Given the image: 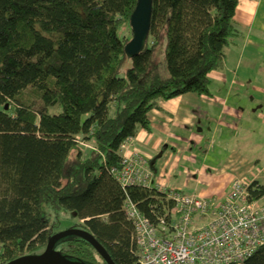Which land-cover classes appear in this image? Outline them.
Here are the masks:
<instances>
[{"label": "trees", "instance_id": "1", "mask_svg": "<svg viewBox=\"0 0 264 264\" xmlns=\"http://www.w3.org/2000/svg\"><path fill=\"white\" fill-rule=\"evenodd\" d=\"M151 1L145 47L129 59L123 29L137 0H0V264L41 253L64 213L114 264H138L123 204L152 221L166 204L119 185L120 145L148 130L158 101L208 95V74L240 35L239 0ZM248 190L264 196L257 181ZM58 243L71 261L106 264L79 237ZM242 264H264V246Z\"/></svg>", "mask_w": 264, "mask_h": 264}, {"label": "crops", "instance_id": "2", "mask_svg": "<svg viewBox=\"0 0 264 264\" xmlns=\"http://www.w3.org/2000/svg\"><path fill=\"white\" fill-rule=\"evenodd\" d=\"M233 24L209 94L158 101L129 147L158 184L221 202L235 177L264 185V0H239Z\"/></svg>", "mask_w": 264, "mask_h": 264}, {"label": "built area", "instance_id": "3", "mask_svg": "<svg viewBox=\"0 0 264 264\" xmlns=\"http://www.w3.org/2000/svg\"><path fill=\"white\" fill-rule=\"evenodd\" d=\"M132 139L120 145L121 164L112 175L123 189L162 193L166 204L155 221L129 198L123 204L138 264H242L264 246V196L250 197L251 182L233 178L222 202L167 188L155 182L143 156L129 152Z\"/></svg>", "mask_w": 264, "mask_h": 264}, {"label": "water", "instance_id": "4", "mask_svg": "<svg viewBox=\"0 0 264 264\" xmlns=\"http://www.w3.org/2000/svg\"><path fill=\"white\" fill-rule=\"evenodd\" d=\"M151 0H137L130 17L131 39L124 46V53L131 59L137 56L145 47L150 26ZM76 236L88 242L106 264H114L105 249L84 230L69 228L52 234L47 240L44 250L39 254L22 256L6 264H87L71 261L54 249L55 244L66 237Z\"/></svg>", "mask_w": 264, "mask_h": 264}, {"label": "rangeland", "instance_id": "5", "mask_svg": "<svg viewBox=\"0 0 264 264\" xmlns=\"http://www.w3.org/2000/svg\"><path fill=\"white\" fill-rule=\"evenodd\" d=\"M123 30L125 32V36L126 37H131V33H130L129 30H126V28L123 29ZM119 33L121 35V30H120ZM155 57H156V62L158 64V66H159V73H160L161 77H163V78L168 77L169 73H168L166 64L163 62L162 46L160 48H157L156 53H155ZM88 148L89 147L86 146L85 149L88 150ZM249 153H250V155L252 154L251 151ZM209 155H210V157H212V152H211V154L209 153ZM256 159H258V158H256ZM220 160H222V158H220ZM263 160H264V158H260L261 164L263 163ZM209 161H210V159H209ZM261 164L258 165L259 168H263L264 167V165H261ZM229 189H230V187H229ZM215 201L216 202H221V201H217V200H215ZM58 222L59 223L56 224L55 228H54V231H56V232H62V231H65V230L71 228L72 227V220L70 219V213L61 214ZM54 248L57 249L56 251L60 250L61 249L60 244L59 243L55 244Z\"/></svg>", "mask_w": 264, "mask_h": 264}]
</instances>
